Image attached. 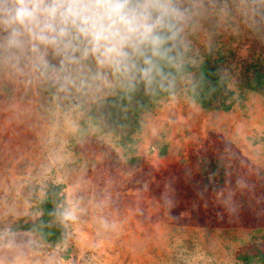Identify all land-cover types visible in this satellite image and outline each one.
<instances>
[{
	"label": "rangeland",
	"instance_id": "1",
	"mask_svg": "<svg viewBox=\"0 0 264 264\" xmlns=\"http://www.w3.org/2000/svg\"><path fill=\"white\" fill-rule=\"evenodd\" d=\"M222 6L218 0L194 27L186 60L232 52L240 67L259 52L264 4L255 15L234 0L226 13ZM122 90L63 98L52 87L0 73V260L264 264V94L248 90L231 110H209L183 86L141 114L126 152L88 115L99 99ZM212 160L219 167L207 177ZM51 184L63 185L74 210L65 240L49 244L11 231L40 215Z\"/></svg>",
	"mask_w": 264,
	"mask_h": 264
},
{
	"label": "clouds",
	"instance_id": "2",
	"mask_svg": "<svg viewBox=\"0 0 264 264\" xmlns=\"http://www.w3.org/2000/svg\"><path fill=\"white\" fill-rule=\"evenodd\" d=\"M218 0H0V73L63 98L174 87L189 36ZM256 14L264 0H234ZM228 10L227 0L219 8ZM130 98V97H129ZM65 220L75 219L66 209ZM0 264H4L0 260Z\"/></svg>",
	"mask_w": 264,
	"mask_h": 264
},
{
	"label": "trees",
	"instance_id": "3",
	"mask_svg": "<svg viewBox=\"0 0 264 264\" xmlns=\"http://www.w3.org/2000/svg\"><path fill=\"white\" fill-rule=\"evenodd\" d=\"M234 61L232 52L216 53L215 57L210 52L199 63L186 60L183 68L175 73V84L171 89L164 91L154 87L147 90L144 85H139L132 93L122 90L99 99L88 113L90 121L101 131L116 136L117 143L127 152L135 142L134 135L142 128L141 114L183 86L193 100L209 110H231L238 99L246 97L248 90L264 94V41L259 52L242 59L240 67ZM131 160L134 162L137 158ZM218 164V160L209 162L205 170L207 177L216 171ZM62 188V184H51L39 201L40 215L12 226L11 231H29L43 243L63 242L68 232V220L64 219L63 213L68 204ZM259 258L264 262V253Z\"/></svg>",
	"mask_w": 264,
	"mask_h": 264
}]
</instances>
